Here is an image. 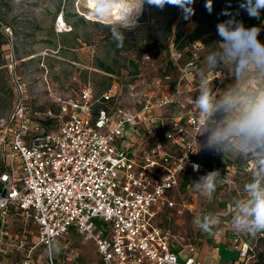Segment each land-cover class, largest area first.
<instances>
[{
    "label": "built area",
    "instance_id": "1",
    "mask_svg": "<svg viewBox=\"0 0 264 264\" xmlns=\"http://www.w3.org/2000/svg\"><path fill=\"white\" fill-rule=\"evenodd\" d=\"M54 27L58 34L71 31L62 13ZM2 30L9 39L13 36L9 27ZM259 39L264 42V28ZM9 47L6 60L16 103L10 116L1 121L4 136L0 145L5 160L0 172V228L5 227L13 210L27 223L23 232L35 238L19 264H34L33 252L39 246L47 254V264H54L47 247L53 250L69 232L93 241L102 264H202L196 258L198 240L177 234L162 222V215L194 214L193 205L178 191L185 180L193 182L213 170L221 175L215 190L221 187V193L231 200L243 199L244 185L249 181H235L234 176L240 168L253 173L255 164L251 160L236 167L221 157L220 166L213 163L209 167L207 156L216 154L200 149L204 136L195 140L198 112L194 105L186 112L181 108L185 100L193 103L199 93L201 45H192L191 55L184 58L170 44L174 76H178L176 80L173 72L165 76L172 84L169 92L160 90V80L152 82L155 93L151 95L146 90L137 91L143 84L138 88L130 85V95L137 100L130 99L129 106H124L113 89L95 98L84 88L70 98L54 96L56 114L51 109L31 112L26 85L16 73L13 44ZM151 60V53L143 58L149 66L147 74L152 72ZM158 69L155 67V73L164 75L165 69L161 73ZM204 75L213 89H223L232 82L227 68L208 69ZM169 109L178 111L170 118L157 115ZM142 121L148 124L150 134L139 144L141 150L134 152L136 142H132V149L125 144ZM156 135L162 140L157 141ZM194 164L199 165L198 170ZM216 198L219 205L222 198ZM235 211L233 202H226L220 216L229 229L238 264H264L257 240L234 230ZM203 214L201 211L199 216ZM29 224L34 227L31 232L27 231Z\"/></svg>",
    "mask_w": 264,
    "mask_h": 264
},
{
    "label": "rangeland",
    "instance_id": "2",
    "mask_svg": "<svg viewBox=\"0 0 264 264\" xmlns=\"http://www.w3.org/2000/svg\"><path fill=\"white\" fill-rule=\"evenodd\" d=\"M86 1L0 0V21L2 23L0 26V139L4 136L1 133V129L4 128L1 127V121H5L10 116L16 103L8 69L9 62L6 60L10 44H13L14 57L18 62L16 73L26 85L27 101L32 113L51 109L56 114L54 96L70 98L84 88L90 89L95 98L113 89L117 95L120 94L124 106L126 104L129 106L128 103L132 102L130 99L137 100L131 96L133 93L130 95L129 89L130 84L138 83V81L142 80L144 86L137 91L146 90L149 95L155 93V87L152 86L154 80H160L161 91L169 92L172 89L170 86L172 84L165 80V75L155 74V71L149 74H138L135 64L149 52L153 54L155 66L162 67L168 61L169 46L172 43L174 32L184 29L189 34L195 28L189 25L190 22L195 23L194 4L192 5L194 14L187 19L182 10L176 6L166 5L163 10H160L145 5L142 13L135 20L137 26L126 31V38L122 45L117 46L108 28L105 27L107 23L91 19L86 9ZM61 12L71 27V31L58 34L54 23ZM2 27H9L13 30V36L10 39L3 34ZM215 44H208L199 51L203 59L201 67L205 71L208 69L205 68L204 57L209 51L208 47L215 46ZM104 68L111 69L112 73L105 72ZM177 76L176 73L175 80ZM167 111L166 116L170 118L176 115L178 110L169 109ZM31 120L34 119L31 118ZM50 124L52 123L48 125ZM4 158V148L0 145V172L4 169ZM244 158L247 159V157H241V163ZM14 169L18 170L19 167L15 165ZM198 179L195 178L194 181ZM190 188L192 195L186 193L184 186L178 191L179 195L193 205L196 213L199 211L196 215L186 213L185 225L181 230L180 226L177 227V231L186 238L192 236L196 240L211 242L214 234L224 229L228 237L229 230L223 224L224 219L220 216L217 206L219 200L213 196L214 192L209 200L196 189L194 183ZM177 201L180 200L177 199ZM201 211H204L202 217L199 216ZM207 214L220 218L219 224L213 229L211 235L201 231L193 223L194 219L198 217L202 219ZM25 224L27 223L17 216L5 225V228H0V264H19L24 260L25 251L29 246L27 242L31 244L34 241L33 235L23 232L21 227ZM240 233L243 237L252 236L244 232ZM57 249H60V252L52 256L54 264H102L95 243L75 232H69L57 241L53 252ZM261 249L264 253V240L261 243ZM33 253L34 264H47V254L42 247L39 246ZM218 257L219 261L226 263L235 260L237 255L228 254L223 249Z\"/></svg>",
    "mask_w": 264,
    "mask_h": 264
},
{
    "label": "clouds",
    "instance_id": "3",
    "mask_svg": "<svg viewBox=\"0 0 264 264\" xmlns=\"http://www.w3.org/2000/svg\"><path fill=\"white\" fill-rule=\"evenodd\" d=\"M195 0H97L92 15L97 22L111 19L112 9L120 7L119 20L105 24L111 38L121 46L126 38L125 32L136 27V21L129 19L135 11L142 13L145 5L163 10L166 5L176 6L182 10L187 19L194 14L192 5ZM231 7L229 3L228 8ZM205 8L213 10V0H206ZM239 8L250 18L260 19L264 12V0H242ZM239 13H237L238 15ZM221 15L230 17L217 24L219 40L215 46L208 47L204 57L206 69L216 71L227 68L232 82L224 89L209 86L204 72L200 69L199 93L194 100V107L199 115L197 136H204L201 147L215 154H238L247 157L255 164V171L249 182L244 185L245 197L235 199L236 209L232 217L234 230L255 236L264 232V42L259 35L264 28L261 25L246 27L226 8ZM189 69H185L187 71ZM194 70V69H193ZM197 142V141H196ZM194 170L199 165H193ZM221 178L219 170L209 171L194 182L196 189L209 200L215 191L216 182ZM193 223L203 232L213 234L219 224L214 215H204L194 219ZM48 255H58L47 247Z\"/></svg>",
    "mask_w": 264,
    "mask_h": 264
},
{
    "label": "trees",
    "instance_id": "4",
    "mask_svg": "<svg viewBox=\"0 0 264 264\" xmlns=\"http://www.w3.org/2000/svg\"><path fill=\"white\" fill-rule=\"evenodd\" d=\"M241 2L242 0H213V10L211 13H209L207 9L205 8L206 0H195L194 2L195 28L189 34H187L184 29L183 30L178 29L174 32L173 40H172V45H173L174 50L182 52L184 55V58H186V57H189L191 55V52L193 51L192 45L199 43L201 45V48H205V46L208 44L216 43L220 39L219 36L217 35V29H216L217 24L230 18L228 16L221 15L222 10H225L226 8L228 9V11L232 13V15L235 17L236 20L242 21L246 27H252V26L259 25L264 20V12H262L259 20L255 18H250L244 10L239 8V4ZM229 3L231 4L230 8H228ZM237 13L239 14L237 15ZM63 18H64V15H63ZM64 21L66 22L65 18H64ZM0 24L2 25L1 21H0ZM11 31L13 33L12 29ZM150 53L152 54V52H149L146 54H150ZM145 55H143L140 58V60L137 61V64H135V69L138 74H145L146 73L145 70L147 69V67L149 68L148 64L143 62V58ZM199 56H200V61L198 65H200V69H202L201 67V64H203L202 54L199 53ZM156 67L159 68L158 73H161V70L164 68L165 76H168L170 72H173L172 77H174V73L176 69H175V66H173V61L171 59L170 54H169L168 61L163 64L162 66L163 68L161 66H156ZM104 71L110 74L112 73V70L109 68H104ZM154 71L155 70H153L152 72ZM152 72L149 71V73H152ZM142 84L143 82L141 80V81H138V83L132 84V86L138 88L139 86H142ZM221 157L226 159L228 163L236 165V167L237 166L243 167L248 162L251 161L248 158L247 159L244 158L241 163L240 162L241 157L238 154L226 153L223 156L220 154H216V157L207 156L206 158L207 166L211 167L213 163H216L218 166H220ZM242 169L241 168L239 170L237 169V173L234 176V180L241 181V179H246L250 181L252 177L251 175L253 173H250V174L245 173L243 172ZM202 175L204 174H201L200 176ZM200 176L196 178H199ZM194 182H195L194 179H193V182H190L189 180H185L182 183V186L186 187L189 184L190 186H193ZM192 189H194V187ZM221 190L222 188L220 187L217 190H215L213 194V196L218 195L222 198V202L218 205L220 212L224 209V205L226 202L234 201V200H231V197L229 195H223L221 193ZM260 235H263V238H260L259 237ZM248 237L247 239L249 240H257L260 253L261 255L264 256V253L261 249V243L264 240V232H260V233H257L255 236H248Z\"/></svg>",
    "mask_w": 264,
    "mask_h": 264
},
{
    "label": "crops",
    "instance_id": "5",
    "mask_svg": "<svg viewBox=\"0 0 264 264\" xmlns=\"http://www.w3.org/2000/svg\"><path fill=\"white\" fill-rule=\"evenodd\" d=\"M189 25L191 28H193L195 26V23L193 24L192 22H190ZM201 49H203V48H201ZM150 65L153 68L156 67L153 64V60H151ZM183 103L185 106L182 107L181 109L185 112L190 110L192 108V106L194 105V102L189 103L186 100ZM167 112L168 111L158 112L157 115L165 116ZM149 134L150 133H149V129H148V124H146L144 121H142V123H140L139 126L136 127V129L133 131L129 141L126 142L125 146L132 149V146H131L132 142H136L135 147L132 149V151L135 152V151H138L139 149L141 150V147L139 146V144L142 142H145L144 140L149 136ZM156 139H157V141H161L162 140L161 135H156ZM185 189H186V193L188 195H192V189L190 188V186L185 188ZM183 199H184V197H183ZM196 210H198V209H196ZM198 211H197V213H198ZM197 213L194 211L195 215ZM17 216H19V215H17V213H15L13 210H11L6 225H8L11 221H13L14 218ZM161 218H162V222L165 223V225H167V227L173 228L174 230L175 229L177 230V227H179V226H180V230H181V228L185 225V220H186L185 215L175 216L174 213L173 214H169V213L163 214ZM21 228H23V226ZM28 229L30 231H33L34 227L31 225V226H28ZM226 229L229 230L228 228H226ZM177 232H179V231H177ZM227 235H228V237L224 233V229H221V230H218L217 233L214 234V236L211 238L212 239L211 242H208L207 240H202V239L198 240L197 244H196V246H197V252H196L197 260L199 262H201L202 264H238L239 263L238 262L239 261L238 254L233 247L232 238L230 239V233H228ZM34 241H35V238H34ZM34 241L31 242V244L35 243ZM27 244L31 245L28 242H27ZM223 249L228 254H230V253L236 254L237 258L235 260H233L232 262L224 263L223 261H219L218 254H221V250H223Z\"/></svg>",
    "mask_w": 264,
    "mask_h": 264
},
{
    "label": "bare ground",
    "instance_id": "6",
    "mask_svg": "<svg viewBox=\"0 0 264 264\" xmlns=\"http://www.w3.org/2000/svg\"><path fill=\"white\" fill-rule=\"evenodd\" d=\"M131 0H129V4H130ZM96 4H97V0H87L86 1V9L88 10V12L90 13V16H91V19L93 21H96L97 22V19L91 14L92 11L95 9L96 7ZM120 15H121V10H120V7H115L112 9V13H111V19H105L103 20L102 23H112L113 20H119L120 19ZM139 14H137L135 11H133L130 16H129V19H132V20H136V18L138 17Z\"/></svg>",
    "mask_w": 264,
    "mask_h": 264
}]
</instances>
